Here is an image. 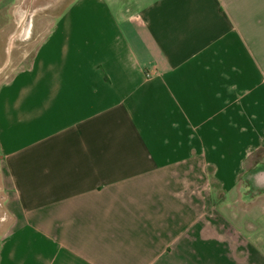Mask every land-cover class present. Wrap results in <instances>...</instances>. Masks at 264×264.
<instances>
[{
  "label": "crops",
  "instance_id": "1",
  "mask_svg": "<svg viewBox=\"0 0 264 264\" xmlns=\"http://www.w3.org/2000/svg\"><path fill=\"white\" fill-rule=\"evenodd\" d=\"M63 9L0 85V264H264V0Z\"/></svg>",
  "mask_w": 264,
  "mask_h": 264
},
{
  "label": "rangeland",
  "instance_id": "2",
  "mask_svg": "<svg viewBox=\"0 0 264 264\" xmlns=\"http://www.w3.org/2000/svg\"><path fill=\"white\" fill-rule=\"evenodd\" d=\"M71 2L72 0H0V85L31 63L42 37L63 13V6ZM28 21L32 23L31 31L25 37Z\"/></svg>",
  "mask_w": 264,
  "mask_h": 264
},
{
  "label": "flooded vegetation",
  "instance_id": "3",
  "mask_svg": "<svg viewBox=\"0 0 264 264\" xmlns=\"http://www.w3.org/2000/svg\"><path fill=\"white\" fill-rule=\"evenodd\" d=\"M28 23H30V21H28Z\"/></svg>",
  "mask_w": 264,
  "mask_h": 264
}]
</instances>
